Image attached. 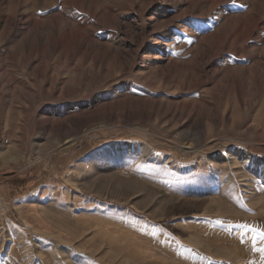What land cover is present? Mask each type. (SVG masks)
Here are the masks:
<instances>
[{
    "label": "rangeland",
    "instance_id": "1",
    "mask_svg": "<svg viewBox=\"0 0 264 264\" xmlns=\"http://www.w3.org/2000/svg\"><path fill=\"white\" fill-rule=\"evenodd\" d=\"M261 233L264 0H0V264H264Z\"/></svg>",
    "mask_w": 264,
    "mask_h": 264
},
{
    "label": "bare ground",
    "instance_id": "2",
    "mask_svg": "<svg viewBox=\"0 0 264 264\" xmlns=\"http://www.w3.org/2000/svg\"><path fill=\"white\" fill-rule=\"evenodd\" d=\"M25 100H27V102L31 103V101L33 100V96L32 95H26L23 97ZM36 115L39 114V111L37 110L36 112ZM59 119H57L56 121H58ZM62 121V120H60ZM55 120H52L50 117H46L43 119L42 121V124L45 128H47L49 131H55V130H58L59 127L55 125ZM58 124V123H57ZM10 157V155H7ZM8 160V159H7Z\"/></svg>",
    "mask_w": 264,
    "mask_h": 264
},
{
    "label": "snow or ice",
    "instance_id": "3",
    "mask_svg": "<svg viewBox=\"0 0 264 264\" xmlns=\"http://www.w3.org/2000/svg\"><path fill=\"white\" fill-rule=\"evenodd\" d=\"M261 238L264 239V233H261ZM259 251L264 252V248H260Z\"/></svg>",
    "mask_w": 264,
    "mask_h": 264
}]
</instances>
